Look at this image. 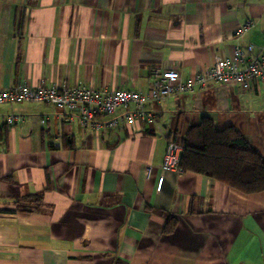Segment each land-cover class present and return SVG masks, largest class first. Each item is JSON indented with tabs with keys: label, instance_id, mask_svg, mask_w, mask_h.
<instances>
[{
	"label": "crops",
	"instance_id": "obj_1",
	"mask_svg": "<svg viewBox=\"0 0 264 264\" xmlns=\"http://www.w3.org/2000/svg\"><path fill=\"white\" fill-rule=\"evenodd\" d=\"M263 41L264 0H0V86L149 90L155 71L185 79ZM146 108L152 120L106 129L46 102L0 104V264H264V190L162 169L167 142L205 116L264 157V85Z\"/></svg>",
	"mask_w": 264,
	"mask_h": 264
},
{
	"label": "built area",
	"instance_id": "obj_2",
	"mask_svg": "<svg viewBox=\"0 0 264 264\" xmlns=\"http://www.w3.org/2000/svg\"><path fill=\"white\" fill-rule=\"evenodd\" d=\"M255 26L253 20H247L237 26L236 34L248 31ZM211 84L236 85L241 90H249L255 84L264 85V41L257 47L250 43L236 45L232 54L218 57L209 66L182 79L176 69L155 71L152 87L149 90L113 88L96 89L86 85L58 87L55 84H31L23 82L11 87L0 86V104L14 102L40 101L68 110L72 117L78 113L82 124L89 122L96 128L113 129L119 126H134L136 120L147 121L154 118L146 104L149 101L160 102L174 94L193 91L196 86L207 87ZM118 109L121 114L106 121L99 120L100 115H112ZM22 120L20 115L10 114L7 123ZM45 122V119H42ZM182 145L169 140L162 162V169L178 172Z\"/></svg>",
	"mask_w": 264,
	"mask_h": 264
},
{
	"label": "trees",
	"instance_id": "obj_3",
	"mask_svg": "<svg viewBox=\"0 0 264 264\" xmlns=\"http://www.w3.org/2000/svg\"><path fill=\"white\" fill-rule=\"evenodd\" d=\"M7 135V125H0V141ZM180 168L203 173L239 191L264 190V157L234 126L218 129L205 116L189 126L181 141Z\"/></svg>",
	"mask_w": 264,
	"mask_h": 264
}]
</instances>
